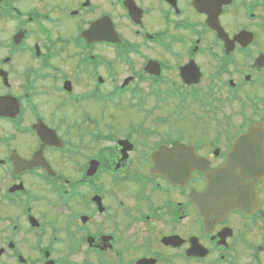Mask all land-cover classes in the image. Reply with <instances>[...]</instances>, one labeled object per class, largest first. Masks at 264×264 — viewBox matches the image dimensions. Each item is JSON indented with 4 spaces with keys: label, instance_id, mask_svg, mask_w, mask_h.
I'll return each mask as SVG.
<instances>
[{
    "label": "flooded vegetation",
    "instance_id": "af4514ba",
    "mask_svg": "<svg viewBox=\"0 0 264 264\" xmlns=\"http://www.w3.org/2000/svg\"><path fill=\"white\" fill-rule=\"evenodd\" d=\"M264 0H0V264H264ZM255 148V146H243Z\"/></svg>",
    "mask_w": 264,
    "mask_h": 264
},
{
    "label": "water",
    "instance_id": "95a60500",
    "mask_svg": "<svg viewBox=\"0 0 264 264\" xmlns=\"http://www.w3.org/2000/svg\"><path fill=\"white\" fill-rule=\"evenodd\" d=\"M263 175L264 133L260 128L252 127L236 139L235 150L231 151L225 164L209 175L208 200L225 210L246 211L252 203L246 179L256 181Z\"/></svg>",
    "mask_w": 264,
    "mask_h": 264
}]
</instances>
